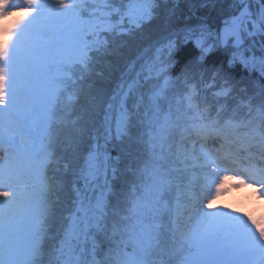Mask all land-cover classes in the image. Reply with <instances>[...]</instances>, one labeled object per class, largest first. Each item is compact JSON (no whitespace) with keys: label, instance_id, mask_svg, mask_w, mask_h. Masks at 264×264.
<instances>
[{"label":"snow or ice","instance_id":"6c2138e0","mask_svg":"<svg viewBox=\"0 0 264 264\" xmlns=\"http://www.w3.org/2000/svg\"><path fill=\"white\" fill-rule=\"evenodd\" d=\"M58 5L0 0V264H264V211L213 207L232 189L264 201V89L241 96L230 75L264 76V0H232L215 31L165 36L163 57L143 65L151 86L131 111L125 93L99 128L94 66L110 36L153 21L159 0ZM178 43L195 55L172 79ZM218 50L229 71L208 74Z\"/></svg>","mask_w":264,"mask_h":264},{"label":"trees","instance_id":"16d2710c","mask_svg":"<svg viewBox=\"0 0 264 264\" xmlns=\"http://www.w3.org/2000/svg\"><path fill=\"white\" fill-rule=\"evenodd\" d=\"M90 1L87 0L89 5H91ZM119 2L120 0H116L114 3L119 4ZM19 5L21 6V4ZM230 11H232V0H209L207 6H204V0H159V7L153 21L144 26L143 31L120 32L114 37L106 34L110 36L111 45L108 52L95 64L94 73L88 80L96 101L95 111L91 116V120L96 124V127H101L105 116L109 120H114L117 115V107L123 99V94L126 93L125 91L130 84L135 81L137 70L145 61L154 56L157 49L163 45L165 36L171 35L174 31L179 32L186 26L201 23L206 24L215 31L220 26L222 18ZM19 15L20 13H17V16ZM171 38L176 41L179 40L177 35H171ZM250 51H254L255 55H262L258 45ZM193 55L195 53L190 47H184L178 43L177 50L173 54L174 63L168 69L169 77L172 79L179 77L183 65ZM221 65H223L225 71H229L227 68V53L223 50L214 52L206 60L208 74L211 73L213 68ZM230 75L237 89L247 90L246 93H241V96L246 94L250 99L259 101L261 91L264 89V76L261 75L258 69L246 71L236 65L230 70ZM145 76L146 72L143 76H140L139 82L131 88L132 91H127L128 99L126 103L130 111L133 107V98L138 95V92L146 91L151 86L152 81L145 80ZM237 100L240 103L241 111L246 112L247 101H242L239 97H237ZM92 135H95L94 130ZM90 142L94 143L95 141L90 140ZM100 143H104L103 139L100 140ZM114 143L116 141L108 145L109 151H112ZM252 150L255 151L254 148ZM112 154L115 155V152L112 151ZM122 179L118 174L115 180L110 177L109 183L119 186ZM102 183L103 181H101ZM231 202L235 203L237 199L233 198ZM235 204L232 206H235ZM105 251H107L106 246ZM101 258V256H97V259Z\"/></svg>","mask_w":264,"mask_h":264},{"label":"rangeland","instance_id":"374dc122","mask_svg":"<svg viewBox=\"0 0 264 264\" xmlns=\"http://www.w3.org/2000/svg\"><path fill=\"white\" fill-rule=\"evenodd\" d=\"M115 1L116 0H112L113 3ZM45 2L48 3L50 6L58 5V0H45ZM68 2L70 3L71 0L70 1L68 0ZM93 2H94V0H91L90 4H92ZM122 32H127V31H122ZM257 39H259V38H257ZM161 49H162V45L157 49L156 53L154 54V56L152 58H149L147 61H145L142 64V66H140V68L136 72L135 81L130 84L128 89L125 91L126 93H127V91L129 90L130 87L131 88L134 87L139 82L140 76H143V74L146 72L145 70H143V65L146 62H148L149 60H155L158 55L163 56V52L161 51ZM260 56H261L260 54L256 55L257 58H259ZM124 94H123V97H124ZM118 111H119V106L117 107V114H118ZM2 154L3 153H0V155H2ZM253 191H254V189L250 188V187L249 188H241V189H232L230 192L223 193L220 197H218V199L213 202V207L214 208H219L221 205H224V204H228V205L232 206L233 204L236 203L235 206L237 204H239V206H241L242 209H244L245 211L257 212V214L259 215V211H264V201H261L258 198V195L257 196H253L252 195ZM240 192H243V197H241L239 195ZM231 196L235 197L237 199V202L232 203L231 202ZM201 198H203V194H201ZM240 199L241 200L243 199V201H244L243 204L240 202Z\"/></svg>","mask_w":264,"mask_h":264}]
</instances>
